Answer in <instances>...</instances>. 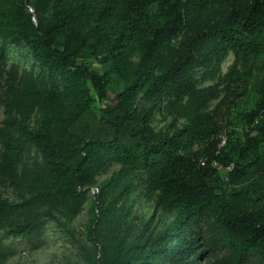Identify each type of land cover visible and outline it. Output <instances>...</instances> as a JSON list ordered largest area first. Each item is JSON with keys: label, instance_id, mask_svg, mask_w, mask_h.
Returning a JSON list of instances; mask_svg holds the SVG:
<instances>
[{"label": "trees", "instance_id": "obj_1", "mask_svg": "<svg viewBox=\"0 0 264 264\" xmlns=\"http://www.w3.org/2000/svg\"><path fill=\"white\" fill-rule=\"evenodd\" d=\"M0 36L26 43L48 70L45 82L21 80L15 69L6 78L0 177L18 190L17 159L29 144L43 164L24 181V202L0 196V264L10 254L6 225L8 237L38 239V207L75 215L71 203L110 163L120 170L94 199L87 225L101 257L95 264H264V69L257 65L264 59V0H0ZM230 54L234 62L220 81L200 87L196 72L213 71ZM93 92L104 103L96 131L87 120ZM159 108L174 119L170 131L151 126ZM35 112L36 128L13 115ZM78 126L85 134L76 143ZM135 178L141 193L175 217L153 239L142 242L143 227V236H113L110 246L101 240L108 214L126 219L118 198ZM204 221L216 232L212 240L198 232ZM219 247L226 252L211 261Z\"/></svg>", "mask_w": 264, "mask_h": 264}, {"label": "rangeland", "instance_id": "obj_2", "mask_svg": "<svg viewBox=\"0 0 264 264\" xmlns=\"http://www.w3.org/2000/svg\"><path fill=\"white\" fill-rule=\"evenodd\" d=\"M28 10L34 14V18L37 21L38 15L35 9L29 6ZM50 12L51 7L48 8L46 14ZM131 60L134 64L138 63L139 53L137 50L131 52ZM0 62L3 67V78L0 82V120L3 121L7 117L4 104L7 97V74L15 69L18 71V76L21 80H24L26 77H32L38 82H45L48 70L35 59L31 48L26 43L18 45L6 42L1 36ZM88 62L95 69H100L98 61L95 58L88 60ZM233 62L234 55L230 54L226 59L218 62L213 71L198 70L196 72L198 85L200 87H209L217 84L228 72ZM257 65L261 69H264V59ZM261 72H264V70ZM93 95L97 99L95 111L93 115L85 119L91 123L92 131H96L102 127V122L99 120L101 117L99 109L104 107V103L97 97L95 92H93ZM138 104L140 107L144 106L143 100H140ZM13 115L20 123L26 124L30 128H36L38 119L40 118L36 112ZM184 122V119H179L175 122V126L181 127ZM151 126L157 132L170 131L174 128V119L171 116L163 115L161 108H159L155 112ZM84 134L83 127L78 126L74 130L73 141L78 143L79 138L84 137ZM17 161L18 177L22 179L21 183L18 184V190L10 181L5 180L4 177H0V196L11 203L19 204L29 197V191L25 187L26 183L24 181L35 176V172L43 164V160L40 151L33 144H29V149L24 154L19 155ZM119 170V164L110 163L98 171L94 183L84 189L87 191L85 195L78 201L71 203L73 206H78V212L75 215L70 214L67 207H38V218L41 223L40 237L38 239L30 240L25 237L18 239L8 237L5 231H9V228L6 225L5 231L2 230V240L5 242L7 251L10 254L8 259L1 264H95L94 261L101 257L95 250L87 234L90 209L95 198L103 195V192H108V189H104V187ZM220 172L221 176L225 179L228 170L220 167ZM136 187L140 189V194L135 195L133 193ZM143 187V181L135 178L130 185V189L126 190L129 192L118 198L117 207L128 209L129 214L123 220L125 217L124 212H110L106 220L108 228L105 230V236L101 235V240H105L111 246L113 236H124L125 234L143 236L145 232L142 231V228L146 227L148 233L142 239V242H144L147 237L153 239L174 219L175 214L164 212L162 207L156 203L155 197L152 198L149 195L141 193V188ZM198 232L205 239L211 240L216 234L210 221L202 222ZM133 240L135 241V239ZM212 246L215 247L213 242ZM225 252L224 248H215L211 261L220 258Z\"/></svg>", "mask_w": 264, "mask_h": 264}]
</instances>
